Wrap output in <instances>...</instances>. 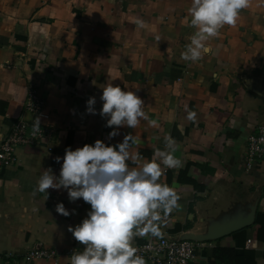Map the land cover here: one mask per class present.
I'll return each mask as SVG.
<instances>
[{
    "label": "crops",
    "instance_id": "crops-1",
    "mask_svg": "<svg viewBox=\"0 0 264 264\" xmlns=\"http://www.w3.org/2000/svg\"><path fill=\"white\" fill-rule=\"evenodd\" d=\"M190 5L191 0H0V137L16 120L31 118L23 110L30 86L54 128L50 151L17 148V162L0 170V264H18L27 250L39 247L54 250L55 258L32 264H70L84 245L68 228L80 224L91 206L82 199L70 202L65 189H49L46 199L36 191L37 181L47 169L59 177L66 148L98 139L115 145L129 133L138 140L133 151L144 160L170 136L183 161L161 177L181 197L162 226L163 236L198 232V223L245 215L255 205L251 225L196 242L193 264H264V167L247 174L243 162L247 136L264 123V0H250L236 26L221 28L208 41L211 52L195 63L181 57L194 32L186 19ZM137 19L148 27L138 28ZM108 82L135 91L148 117L134 129L120 127L111 139L108 117L99 115V85ZM90 97L95 114L87 111ZM58 203L72 214L57 213ZM149 239L156 238L137 237L134 244Z\"/></svg>",
    "mask_w": 264,
    "mask_h": 264
},
{
    "label": "clouds",
    "instance_id": "clouds-1",
    "mask_svg": "<svg viewBox=\"0 0 264 264\" xmlns=\"http://www.w3.org/2000/svg\"><path fill=\"white\" fill-rule=\"evenodd\" d=\"M249 4L250 0H191L186 19L194 32L182 59L195 63L211 52L208 41L218 37L224 26L235 27L241 10ZM135 24L141 29L148 27L141 19ZM99 87L103 101L99 115L108 117L105 126L113 128L109 139L119 134L120 127L134 129L142 119L148 120L144 101L135 91L109 82ZM94 104L95 97H90L89 113L95 114ZM150 123L155 126L156 122ZM34 131H39V122ZM134 147H138V140L129 133L115 145L98 139L94 145L66 148L59 177L47 169L37 181L36 191L46 193V199L49 189H65L70 202L82 199L91 206L80 224L68 228L84 245L82 251H74L69 257L70 264H146L134 245L135 238L163 237L162 226L179 208L177 190L161 182L165 170L183 166L175 154V140L165 136L164 148L155 149L150 161L133 151ZM60 161L61 157H56V162ZM56 211L65 217L72 214L63 203L56 205Z\"/></svg>",
    "mask_w": 264,
    "mask_h": 264
},
{
    "label": "built area",
    "instance_id": "built-area-1",
    "mask_svg": "<svg viewBox=\"0 0 264 264\" xmlns=\"http://www.w3.org/2000/svg\"><path fill=\"white\" fill-rule=\"evenodd\" d=\"M23 110L31 116L22 117L12 125L10 131L0 137V170L11 167L17 162L15 151L17 148L29 147L33 149L46 148L52 141L54 128L49 124L50 115L44 109V103L32 86L28 87ZM39 119V120H38ZM39 122V131L34 126ZM245 173L260 171L264 167V123L250 133L246 138V147L243 156ZM166 170L164 172V176ZM250 240H247L249 244ZM138 254L150 264H193L194 252L198 246L193 241H174L165 236L149 239L141 244H134ZM77 251H82L81 248ZM8 257L11 254H7ZM55 251L43 247L27 250L18 264H32L37 260H53Z\"/></svg>",
    "mask_w": 264,
    "mask_h": 264
},
{
    "label": "water",
    "instance_id": "water-1",
    "mask_svg": "<svg viewBox=\"0 0 264 264\" xmlns=\"http://www.w3.org/2000/svg\"><path fill=\"white\" fill-rule=\"evenodd\" d=\"M256 206L249 208L247 214L229 213L224 219L213 220L207 219L204 223H198V232H186L178 237H168L174 241H194V242H208L215 241L233 232H236L253 223Z\"/></svg>",
    "mask_w": 264,
    "mask_h": 264
},
{
    "label": "rangeland",
    "instance_id": "rangeland-1",
    "mask_svg": "<svg viewBox=\"0 0 264 264\" xmlns=\"http://www.w3.org/2000/svg\"><path fill=\"white\" fill-rule=\"evenodd\" d=\"M169 185V184H168ZM170 186V185H169Z\"/></svg>",
    "mask_w": 264,
    "mask_h": 264
}]
</instances>
